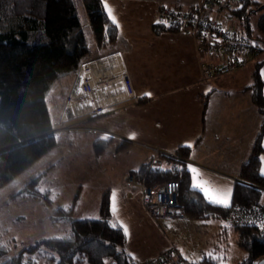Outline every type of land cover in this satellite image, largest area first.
Wrapping results in <instances>:
<instances>
[{
	"label": "crops",
	"instance_id": "0c3cea01",
	"mask_svg": "<svg viewBox=\"0 0 264 264\" xmlns=\"http://www.w3.org/2000/svg\"><path fill=\"white\" fill-rule=\"evenodd\" d=\"M106 2L118 21L119 39L108 50L99 49L97 42L89 46L91 53L85 68L91 66L94 71L82 70L79 74L82 81L88 78L94 85H98L95 70L103 68L111 76L112 84L98 85L104 98V111L99 117L79 116L74 108V116L66 119L67 110L64 113L57 107L55 117L59 128L64 126L68 131L67 127H74V131L92 132L98 137L95 142L110 140L109 146H115L116 153L129 152L127 155L132 156L134 153L131 152H137L135 159H129L131 165L120 170L115 185L107 191L112 211L115 203V221L128 229L126 249L137 264L154 259L167 250L180 253L188 261L230 263L225 237L234 233L237 239L230 221L195 220L185 214L175 219L152 218L143 207L141 183L128 184L127 176L130 173L136 178L135 173L150 163L155 152L160 150L169 154L166 158L171 159H165V171L180 170V167L188 170L189 166L196 168L197 173L188 170L192 188L200 191L193 186V177L196 176L198 181H206L209 187L230 190L231 207L242 168L251 159L264 125V116L253 100L256 72L264 83V48L259 60L249 66L204 81L202 74L206 60L199 55L195 37L182 30L155 31L157 21L164 22L161 8L173 6L186 11L196 6L197 0ZM222 18L227 22V14ZM230 26L237 29L231 23ZM214 61L223 60L217 56ZM125 71L131 76L136 102L124 94L119 75ZM65 108L69 109L68 103ZM77 126L82 127L81 130ZM68 133H59L67 137H62L57 146L70 148L72 142H69ZM186 148L190 149L186 163L175 160ZM260 203L264 207V189ZM198 233L203 239H206L205 235L209 236L206 246L193 240L192 236ZM209 254H212L211 258ZM245 256L246 252H243L238 260Z\"/></svg>",
	"mask_w": 264,
	"mask_h": 264
},
{
	"label": "trees",
	"instance_id": "16d2710c",
	"mask_svg": "<svg viewBox=\"0 0 264 264\" xmlns=\"http://www.w3.org/2000/svg\"><path fill=\"white\" fill-rule=\"evenodd\" d=\"M9 1V12L8 3L7 7L0 6V14L7 15L4 21L7 26L4 25V31L0 32V188L58 145L49 95L52 90L56 95L60 94L61 99L56 98V106L64 112L72 83L91 53L85 26L77 15L73 0ZM84 1L97 46L108 50L119 39V29L107 15L102 0ZM251 1L256 3L255 0ZM250 3V0H245L237 11L231 12L232 15L237 19H246ZM260 19L259 29L263 32L264 15ZM180 30V26L164 22L155 26L157 33ZM246 37H252L251 32ZM254 39L262 51L264 38ZM254 76L253 100L264 116V83L257 72ZM66 80L68 88L61 92ZM263 133L264 125L251 159L242 168L231 207L209 204L204 194L192 188L186 167L165 171L164 167H151L150 162L135 173L136 181L153 186L178 180L181 184L179 202L186 217L230 221L237 234L238 245L246 252L239 264H257L264 258V235L255 226L238 224L234 221V215L240 209L264 208L260 203L261 188H264V177L260 172L261 155L264 153ZM109 143L107 139L96 140L95 152L103 154ZM189 151L186 148L179 152V159L175 160L186 163ZM42 176H37L19 195L26 197L27 194H34L30 188L36 186ZM34 192V197H43L39 190ZM102 198L97 219H76L73 207H62L56 211L55 216H51L56 223L71 225L70 231L61 237L40 238L14 256L8 255L9 249L0 242V264H36L42 257L48 258L45 263V259L41 260L44 264H137L127 252V238L121 225L112 223L110 193L107 192ZM45 201L49 206L52 204L47 197ZM25 254H38L39 257L30 255L26 261ZM201 263L218 264L210 260Z\"/></svg>",
	"mask_w": 264,
	"mask_h": 264
},
{
	"label": "rangeland",
	"instance_id": "374dc122",
	"mask_svg": "<svg viewBox=\"0 0 264 264\" xmlns=\"http://www.w3.org/2000/svg\"><path fill=\"white\" fill-rule=\"evenodd\" d=\"M73 1L77 6V15H79L82 25L85 26L88 44L92 47L93 44L96 43V39L93 34L92 26H90L86 3L84 0ZM203 1L204 0H202V2L201 0H197L196 6L186 9V11L192 12L193 9L203 4ZM255 1L256 3L250 0L251 3L247 6L249 13L246 11L249 16L246 19H237L231 12H228L227 20H230L229 22L237 28V31L245 33L246 35H248V32H251L253 39L257 37L261 40L264 38V30L262 32L258 30L257 27H259L260 18L264 14V0ZM7 3L9 12L10 1L0 0V6L7 7ZM168 8H173V6ZM168 8H161L160 11L163 12L164 9ZM13 12L14 11H12V13ZM6 16L5 14L4 16L0 14V18H2L0 21L2 22L0 23V32L4 31V25L7 26L4 23V21H6ZM206 58L210 59L211 57L207 56ZM84 65L85 64L81 66L80 70ZM249 65L250 64H247L243 67ZM88 72L90 73V71ZM109 77L111 78L110 75ZM77 79L78 77L72 83L73 88L81 82L79 81L77 83ZM67 82L66 80L63 83L64 87L61 92L67 90L69 85ZM112 82L113 80H110V84H112ZM53 85L54 89L55 84ZM56 94L57 93L52 90L49 95L51 97L49 108L51 111V119L55 122L54 131L56 133V141L58 143L63 138L67 137V135H61L59 133L70 132L68 133V139L69 142L72 143L69 149H64L61 145L54 147L52 150L48 151V153L44 154L43 157L38 159L37 162L29 165L24 171L15 176L12 181L0 188V242L7 246L9 249L8 255L10 256L17 255L24 247H28L30 244L40 240V238H51L52 236L61 237L69 232L71 229L70 223L58 224L51 217L52 215L55 216L62 207L66 209L73 207L74 217L76 219H97L100 214L98 205L99 202L101 204L103 195L109 188L115 185L118 180V175H120V170L131 165L129 159L132 157L135 159L137 156L136 151L131 152L134 153L132 156L131 154L129 156L127 155L129 152L116 153V147L109 145L104 151L105 154L100 155L95 152L94 149L95 139L98 137L92 135V132L84 129L81 130L82 127L80 128L78 126V129L81 131H74V127H70L68 131L64 130V126L59 128L60 124L59 121L56 120L55 114L57 112L56 98L58 97L61 99V96L60 94ZM65 110L67 111L66 113L64 112V117L66 119L72 117L70 109ZM105 137L106 135L100 136V138ZM41 174H43V176L40 177L41 179L38 181L37 185L33 186V188H29L34 191L39 190L43 195L42 198L34 197L33 195L35 192L33 190H31L34 193L32 195L27 194L26 197L19 195L28 184L33 182V180ZM130 175L133 174L129 173L127 182ZM45 197L48 198V201H51L52 204L50 206L45 201ZM114 218L113 213L112 223L114 225H119ZM192 237L193 240L195 239L205 246L208 244L207 241L209 236L207 235H205L206 239H203V235L199 233ZM225 239L228 243L230 255V263L227 264H237L236 262L242 260H238V258H241L245 251L238 247L234 233H230ZM30 255L34 258L39 257L38 254H25L26 261ZM42 258L41 260L45 259L44 263L46 259H48L47 257ZM41 260L36 264H44Z\"/></svg>",
	"mask_w": 264,
	"mask_h": 264
},
{
	"label": "built area",
	"instance_id": "2783aa9c",
	"mask_svg": "<svg viewBox=\"0 0 264 264\" xmlns=\"http://www.w3.org/2000/svg\"><path fill=\"white\" fill-rule=\"evenodd\" d=\"M243 4L244 0H204L203 4L193 9L192 12L179 11L175 7L163 10L162 19L164 23L180 26L182 31L195 37L199 55L206 60L203 66L205 70L202 74L204 81L217 79V77L239 70L259 58L261 54L259 43L252 37L248 38L241 34L240 31L230 26L228 20L226 22L222 18L228 12L237 11ZM214 45H216V48H214ZM216 55L223 61L215 63L210 60L211 58H206L207 56L215 57ZM85 66L80 70V74L82 70H93V67L85 68ZM95 72L96 76H98L96 83L100 87L110 84L112 79L105 69L95 70ZM119 79L123 83L124 94H126L127 99H132L136 102V94L134 93V86L129 73L123 72L119 75ZM79 81L81 82L71 91L68 108L74 100L75 111L79 116L99 117L103 113L105 106L103 105L104 98L98 90V85L91 83L88 78L82 81L80 76L76 82L78 83ZM167 156L169 154L157 150L152 158L151 167L163 168L165 164L164 158ZM128 182L129 184L136 183L135 176L130 175ZM139 185L143 197V207L146 208L152 218L175 219L184 215V209L179 202L181 184L178 180L164 181V183L153 186H149L144 182ZM234 221L238 224L255 226L264 235V228L260 227L264 225V208L260 206L237 210L234 215ZM29 264H33V262ZM141 264L204 263L188 261L180 253L178 254L174 250H167L160 253L156 258L145 260Z\"/></svg>",
	"mask_w": 264,
	"mask_h": 264
},
{
	"label": "snow or ice",
	"instance_id": "6c2138e0",
	"mask_svg": "<svg viewBox=\"0 0 264 264\" xmlns=\"http://www.w3.org/2000/svg\"><path fill=\"white\" fill-rule=\"evenodd\" d=\"M104 8L107 12V15L112 20L114 24L119 27L118 21L116 20L115 16L113 15L112 9L107 4L106 0L104 2ZM157 23H161V21H157ZM147 96H151V93H146ZM135 138L134 136L132 137ZM188 147H191V145H188ZM262 164H264V157L261 158ZM189 172L191 173H197V169L193 168L192 166H189L188 168ZM261 175H264V167L260 169ZM193 186L199 189L201 192H203L205 198L208 200L209 203H213L216 205H220L223 207H229L231 204V196L232 192L230 190H224L219 188H212L209 187L206 181H198L197 177H193ZM113 211H115V203L113 205ZM261 228H264V225L260 226ZM121 228L124 231V235L127 237L129 235L128 229L126 226L121 224ZM131 255V254H130ZM210 258L212 254H209ZM135 259V257H133ZM216 259H220L219 257H216Z\"/></svg>",
	"mask_w": 264,
	"mask_h": 264
},
{
	"label": "bare ground",
	"instance_id": "6f19581e",
	"mask_svg": "<svg viewBox=\"0 0 264 264\" xmlns=\"http://www.w3.org/2000/svg\"><path fill=\"white\" fill-rule=\"evenodd\" d=\"M215 47L214 48H216V45H214ZM260 53L262 54V51H260ZM260 54V55H261ZM216 57H217V55L215 56V58H213L212 56H211V58H213V59H210V60H212L213 62H215V63H217L218 61H214L215 59H216ZM219 57V56H218ZM260 57V56H259ZM220 58V57H219ZM258 60V59H257ZM74 101V100H73ZM71 102V104H70V106H69V109H70V111L72 112V114H74V112H73V109L75 108L74 107V102ZM66 128V127H65ZM67 129H70V127H67Z\"/></svg>",
	"mask_w": 264,
	"mask_h": 264
},
{
	"label": "water",
	"instance_id": "95a60500",
	"mask_svg": "<svg viewBox=\"0 0 264 264\" xmlns=\"http://www.w3.org/2000/svg\"><path fill=\"white\" fill-rule=\"evenodd\" d=\"M257 264H264V258H261Z\"/></svg>",
	"mask_w": 264,
	"mask_h": 264
}]
</instances>
